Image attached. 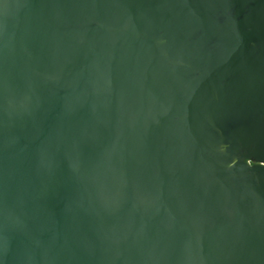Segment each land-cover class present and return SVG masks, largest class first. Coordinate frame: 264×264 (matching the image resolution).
Returning a JSON list of instances; mask_svg holds the SVG:
<instances>
[{"label":"water","instance_id":"water-1","mask_svg":"<svg viewBox=\"0 0 264 264\" xmlns=\"http://www.w3.org/2000/svg\"><path fill=\"white\" fill-rule=\"evenodd\" d=\"M0 264H264V0H0Z\"/></svg>","mask_w":264,"mask_h":264},{"label":"flooded vegetation","instance_id":"flooded-vegetation-1","mask_svg":"<svg viewBox=\"0 0 264 264\" xmlns=\"http://www.w3.org/2000/svg\"><path fill=\"white\" fill-rule=\"evenodd\" d=\"M251 164H254V162H250Z\"/></svg>","mask_w":264,"mask_h":264}]
</instances>
